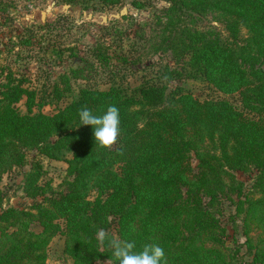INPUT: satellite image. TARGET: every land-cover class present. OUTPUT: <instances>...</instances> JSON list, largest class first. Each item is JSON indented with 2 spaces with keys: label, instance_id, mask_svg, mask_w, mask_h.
<instances>
[{
  "label": "trees",
  "instance_id": "trees-1",
  "mask_svg": "<svg viewBox=\"0 0 264 264\" xmlns=\"http://www.w3.org/2000/svg\"><path fill=\"white\" fill-rule=\"evenodd\" d=\"M166 2L152 50L169 52L175 66H163L155 79L134 87L112 79L105 90L82 86L68 104L47 115L42 107L71 93V79L90 78L84 68L59 75L50 100L25 86L24 77L5 74L0 181L28 164L31 151L66 162L67 178L51 190L39 183L40 162L30 163L22 190L41 201L32 203V211L0 210V264H45L49 241L58 232L72 264L104 259L118 264L108 240H100L101 231L108 239L135 242L137 250L158 244L167 264H234L236 252L229 253L220 221L226 202L241 218L251 264H264V0ZM195 15H211L226 35L200 29ZM93 57L108 63L100 45ZM187 79L237 94L238 102L199 99L178 84ZM22 100L25 112L17 106ZM109 105L120 110L121 131L113 146L101 148L91 126L77 128L78 111L88 107L99 113ZM237 171L254 174L249 187L236 178ZM2 201L0 190V207ZM57 219L63 220L62 229ZM33 221L41 226L39 233L29 230ZM251 231L256 233L250 236Z\"/></svg>",
  "mask_w": 264,
  "mask_h": 264
},
{
  "label": "rangeland",
  "instance_id": "rangeland-1",
  "mask_svg": "<svg viewBox=\"0 0 264 264\" xmlns=\"http://www.w3.org/2000/svg\"><path fill=\"white\" fill-rule=\"evenodd\" d=\"M167 5L166 0H119L110 6L95 0H76L74 3L66 0H0V84L6 73L24 77L25 86L35 89L40 95H49L47 99L50 100L49 92L59 75L71 69L84 68L89 79H71V93L42 107L44 114L52 115L68 104L82 86L105 90L112 79L131 87L144 79H155L163 66H175L169 52L152 50V43L158 39L154 36L160 35L161 31L157 17ZM192 21L200 29L215 28L226 35L224 25L211 15H195ZM151 38L156 41L151 42ZM97 45L107 50L106 66L93 57ZM85 59L90 63H84ZM178 84L199 99L223 97L235 104L238 102L237 94H222L201 81L187 79ZM17 106L21 112L26 111L24 100ZM27 160L28 164L23 167H14L3 174L0 210L12 206L32 211V203L41 201V197L35 200L27 198L22 190L24 172L33 161L40 162L42 166L41 185L48 184L51 190L57 191L67 178V163L64 161L49 159L35 151L28 153ZM192 166H196L194 159ZM235 175L249 187L254 174L237 171ZM222 209L220 221L226 228L229 253L236 252L234 264H251V256L244 245L246 237L241 218L234 217L235 207L228 202ZM56 222L62 229L63 220L57 219ZM28 227L34 233L42 230L36 221L30 222ZM111 232L116 235L115 225ZM255 233L251 231L250 236ZM45 264H72L64 253L62 232L49 241ZM94 264L112 263L104 259Z\"/></svg>",
  "mask_w": 264,
  "mask_h": 264
},
{
  "label": "clouds",
  "instance_id": "clouds-1",
  "mask_svg": "<svg viewBox=\"0 0 264 264\" xmlns=\"http://www.w3.org/2000/svg\"><path fill=\"white\" fill-rule=\"evenodd\" d=\"M80 126H91L95 145L101 148L113 146L120 134L121 116L120 110L109 105L102 112H94L88 107L78 111ZM103 242L108 240L112 249L113 258L118 264H167L165 250L158 244H145L137 250L135 242L108 239L104 231L99 233Z\"/></svg>",
  "mask_w": 264,
  "mask_h": 264
}]
</instances>
